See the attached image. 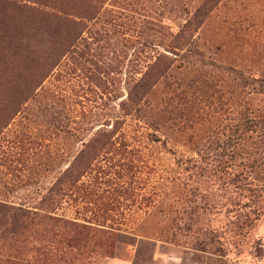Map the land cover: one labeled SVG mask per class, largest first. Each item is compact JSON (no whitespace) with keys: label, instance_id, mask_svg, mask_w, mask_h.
Listing matches in <instances>:
<instances>
[{"label":"rangeland","instance_id":"1","mask_svg":"<svg viewBox=\"0 0 264 264\" xmlns=\"http://www.w3.org/2000/svg\"><path fill=\"white\" fill-rule=\"evenodd\" d=\"M17 2L0 264H264V0Z\"/></svg>","mask_w":264,"mask_h":264},{"label":"trees","instance_id":"2","mask_svg":"<svg viewBox=\"0 0 264 264\" xmlns=\"http://www.w3.org/2000/svg\"><path fill=\"white\" fill-rule=\"evenodd\" d=\"M18 0H14V1H8V0H0V4H2V5H4V6H8V7H13V8H20V9H28V10H30V11H33V12H36V13H38V14H40V15H42V16H49V12H46L44 9H40V10H37V9H34V8H29L28 7V5L27 4H25V5H22V4H20L19 2H17ZM25 1H29V0H25ZM35 4H36V2H35ZM43 7L42 8H44V7H48V6H44V4L42 5ZM50 16H53V15H50ZM82 157L83 155H80L79 154V157ZM80 159V158H79ZM75 165V164H74ZM73 165V166H74ZM73 166L72 167H70L69 169H68V171H67V174L70 176V175H73V173L75 174V170L73 171L72 170V168H73ZM73 171V172H72ZM79 171L80 170H78V172L77 173H79ZM77 176V175H76ZM82 177V176H81ZM80 181V179H77V177H76V179L74 180V182H73V184H77L78 182ZM56 189H54L53 190V192L55 191ZM5 209H10V207H5ZM21 212H24L23 210H20Z\"/></svg>","mask_w":264,"mask_h":264}]
</instances>
